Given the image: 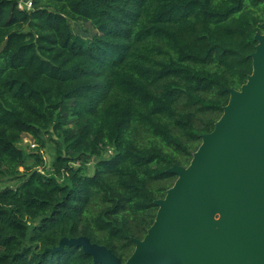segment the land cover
<instances>
[{"label":"trees","instance_id":"obj_1","mask_svg":"<svg viewBox=\"0 0 264 264\" xmlns=\"http://www.w3.org/2000/svg\"><path fill=\"white\" fill-rule=\"evenodd\" d=\"M18 1L0 0V264H95L50 251L80 236L124 263L251 75L264 0Z\"/></svg>","mask_w":264,"mask_h":264},{"label":"water","instance_id":"obj_2","mask_svg":"<svg viewBox=\"0 0 264 264\" xmlns=\"http://www.w3.org/2000/svg\"><path fill=\"white\" fill-rule=\"evenodd\" d=\"M254 40L251 75L228 89L189 165L168 169L176 180L131 256L122 263L85 236L62 238L52 253L80 247L95 264H264V32Z\"/></svg>","mask_w":264,"mask_h":264},{"label":"rangeland","instance_id":"obj_3","mask_svg":"<svg viewBox=\"0 0 264 264\" xmlns=\"http://www.w3.org/2000/svg\"><path fill=\"white\" fill-rule=\"evenodd\" d=\"M31 144H34V142L30 139V138H23L21 140V142L19 143V146L23 149H25L27 152H32V150L35 149L34 148H31L30 145ZM44 157V160L45 162H48V159H49V154L47 152V150H42V153H41ZM94 161H92L91 165H89V173L91 174L92 173V164H93Z\"/></svg>","mask_w":264,"mask_h":264},{"label":"built area","instance_id":"obj_4","mask_svg":"<svg viewBox=\"0 0 264 264\" xmlns=\"http://www.w3.org/2000/svg\"><path fill=\"white\" fill-rule=\"evenodd\" d=\"M17 8L24 11H29L32 8V0H19L17 3ZM31 148L36 147L35 144L30 145Z\"/></svg>","mask_w":264,"mask_h":264}]
</instances>
